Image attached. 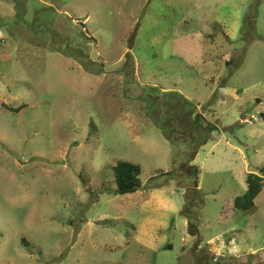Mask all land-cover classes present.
<instances>
[{
  "label": "rangeland",
  "instance_id": "obj_1",
  "mask_svg": "<svg viewBox=\"0 0 264 264\" xmlns=\"http://www.w3.org/2000/svg\"><path fill=\"white\" fill-rule=\"evenodd\" d=\"M261 168L264 0H0V264H264Z\"/></svg>",
  "mask_w": 264,
  "mask_h": 264
},
{
  "label": "trees",
  "instance_id": "obj_2",
  "mask_svg": "<svg viewBox=\"0 0 264 264\" xmlns=\"http://www.w3.org/2000/svg\"><path fill=\"white\" fill-rule=\"evenodd\" d=\"M195 113V112H194ZM201 114L197 113L194 122L200 123ZM210 131L215 129L213 125L208 127ZM207 140V139H206ZM114 181L116 184L113 192L117 195L131 194L138 191L141 186L140 174L141 167L129 161H118L113 167ZM247 187L243 194L234 197L232 205L236 209L250 211L255 207V199L261 192L264 185V169H260V173H247L245 178ZM198 183V182H197ZM197 183L195 186H197Z\"/></svg>",
  "mask_w": 264,
  "mask_h": 264
}]
</instances>
